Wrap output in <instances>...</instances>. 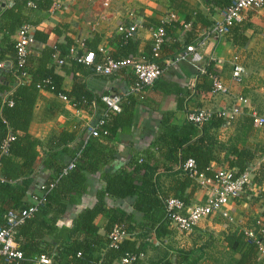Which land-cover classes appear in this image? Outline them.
Listing matches in <instances>:
<instances>
[{"label":"trees","instance_id":"obj_1","mask_svg":"<svg viewBox=\"0 0 264 264\" xmlns=\"http://www.w3.org/2000/svg\"><path fill=\"white\" fill-rule=\"evenodd\" d=\"M53 1L12 0L0 15V62L11 60L14 63L11 69L7 64L0 68V228L5 225L4 215L8 211L19 213L28 209L30 205L25 200L26 196L34 195L33 192L37 190L40 193L35 210L13 228L11 240L21 258L13 261L0 258V264H39V256L49 258L50 264H112L125 253L136 256L143 254L150 236L159 241L171 234L163 201L173 197L187 206L189 198L199 187L182 169L187 160L193 162L197 174L212 177L210 164L219 152L218 148H213L215 140L212 132L229 121L217 113H211L200 125L186 121L176 126L170 123V114L164 113L153 126L154 138L148 145L153 151L146 147L140 157L120 156L111 144H116L118 137L131 134L134 108L145 102L128 94L121 96L119 112L106 111L99 101L100 96L92 95L82 79L77 78H74L71 90L64 92L61 89L62 78L54 73L55 67L49 61L55 56V60H61L63 66L72 45L67 38L53 49L44 47L39 50L29 45L23 64L21 67L15 66V41L11 37L22 26H37V18L50 8ZM229 2L207 0L206 4L213 12L221 11ZM28 3L33 6H27ZM196 20L204 27L211 25L196 13L191 19L186 18L185 24L193 26ZM155 25L163 31V42L157 57L153 56L151 44L147 53L139 55L133 40L119 35L115 52L108 56L102 57L96 49L89 51L93 53V63L130 58L162 67L159 60L164 45L168 43V46L178 47L176 42L171 43L178 23L168 19L166 23ZM29 37L40 43L46 40V35L40 31H35ZM73 65L92 68V65L79 61ZM21 74L25 77H21ZM211 75L212 63H208L205 73L200 75L202 79L209 80L207 92L211 90ZM40 90L61 96L74 108L88 113L93 111L92 104L103 108L92 113L91 124L98 132L97 137L87 139L74 168L63 176H60V171L65 164H61L59 158L73 159L80 145L67 147V144L78 136V130L74 126L52 134L47 140L48 152L42 153L36 169L40 159L37 148L41 142L27 131ZM100 120L102 124H98ZM9 136L11 140H7ZM85 136L86 132L82 130L79 138L83 140ZM229 152L233 158H226L225 169L234 170L237 177L248 170L249 157L242 150ZM161 174L172 178L181 174L183 177L180 180L175 177L165 189H160L157 181ZM92 178L97 184L93 185V202L81 207L77 199L86 194ZM256 178L257 174L254 173L253 180ZM251 183L245 184L243 191L247 192ZM99 216L105 219L103 234L98 233L95 225ZM114 226L129 235V239L121 241L115 248L109 247L107 238ZM204 248L202 245L176 249L150 264H198ZM222 249L228 254L225 264H264L256 245L242 230L225 233ZM133 264L141 263L137 260Z\"/></svg>","mask_w":264,"mask_h":264},{"label":"crops","instance_id":"obj_2","mask_svg":"<svg viewBox=\"0 0 264 264\" xmlns=\"http://www.w3.org/2000/svg\"><path fill=\"white\" fill-rule=\"evenodd\" d=\"M11 1L7 0V4ZM103 1L107 2L106 7L101 5ZM206 1L54 0L50 8L37 18V26H28V34L40 31L46 35L44 43L32 40L31 46L39 50L44 47L53 49L64 38L71 41L72 45L63 66L56 65L55 56L49 61L55 67L54 73L62 78L61 89L64 92L71 90L74 78H77L82 79L85 88L94 96L121 97L126 95L134 80L129 69L101 76L94 74L91 66L77 68L73 63L93 49L102 57L115 52L116 40L121 35L116 32V28L129 22L138 25L136 33L130 39L135 43L136 53L143 55L149 50L150 30L157 27L155 23H166L169 19L178 23L172 33L174 40L171 42H176L178 47L168 46V43L164 45L159 60L163 64L164 60L183 50L185 45L194 43L207 29L198 20L193 26L185 24L186 18L191 19L196 13L210 23L220 20V10L210 12ZM170 15L172 18H169ZM11 39L15 40V35ZM200 53L201 64L212 63L211 76L221 82L223 91L215 94L205 91L208 78L202 79L186 62L167 67L152 86L133 95L138 101L145 103L134 108L131 134L118 137L116 144L113 142L111 146L116 148L120 156L140 157L146 147L153 151L152 147L148 146L154 138L153 126L155 127L156 120L164 113L170 114L172 125L181 126L187 121V113L196 110L209 114L225 111L232 105L234 98L241 97L246 99L247 103L240 107L239 114L212 132L215 140L213 148H218L219 152L210 164V171L225 169L226 158H233L230 150H242L249 157L247 168L252 175L251 187L226 204V209L234 219L233 224L211 216L201 220L188 235L181 236L171 232L168 237L159 241L150 236L145 252L139 257L141 264H150L176 249L198 248L202 245L205 248L202 249L198 264H225L228 254L222 249L224 234L247 229L256 218H260L264 224V125L254 127L249 118L252 112L264 117V8L241 12L240 22L231 27L223 37H207ZM57 54L58 52L56 56ZM233 64L241 66L244 70V75L238 82L231 78ZM3 97L4 100L6 95ZM102 110L103 108L94 106V111ZM92 113L93 111L88 113L83 109L74 108L61 96L40 90L27 131L31 137L41 142V146L37 148L40 159L36 169L42 153L48 152L47 140L52 134L75 126L78 136L68 143L67 147H78L82 141L79 135L91 121ZM59 161L65 165L69 162L64 156L60 157ZM254 173L257 174L255 180ZM175 177L180 180L183 176L176 174L172 178L161 174L157 181L160 189H165ZM89 184L86 194L77 199V204L81 207L93 202L94 187L97 184L93 178ZM33 194L40 195L38 190ZM205 195L206 189L198 187L189 198L187 206L203 204ZM31 196L27 195L25 198L29 205ZM118 203L121 204L120 201ZM104 223L105 219L101 216L95 220L99 234H103ZM112 264L119 262L117 260Z\"/></svg>","mask_w":264,"mask_h":264},{"label":"built area","instance_id":"obj_3","mask_svg":"<svg viewBox=\"0 0 264 264\" xmlns=\"http://www.w3.org/2000/svg\"><path fill=\"white\" fill-rule=\"evenodd\" d=\"M5 7L7 6V0ZM90 2L92 0H84ZM103 7L107 6V2L101 3ZM27 6H33L28 3ZM264 8V0H230L227 7L220 11V20L214 21L205 30V32L195 40L194 43L185 45L184 49L177 52L173 57L163 61L162 67L157 66L153 62H146L143 60H135L130 58L114 61L112 59H106L101 63H93V53L86 52L78 61L84 65H92V71L94 74L101 76L111 75L120 69H129L134 77L133 82L128 88L126 95L139 94L144 88L150 86L166 69L174 64L180 62H186L201 75L205 73V64H201V47L207 37L220 38L225 36L231 27L236 25L241 20V12L246 10H259ZM169 18H172L170 15ZM138 25L135 22H129L126 25H119L116 28V32L121 34L124 38H132L136 33ZM15 66L21 67L24 62V57L27 53L29 45L32 43V39L28 34V26H22L15 32ZM151 47L154 57H157L160 45L163 42V31L157 27L150 30ZM234 60H236L234 58ZM57 66L62 64L61 60H55ZM7 64L11 69L14 63L11 60L1 61L0 68ZM244 75V70L241 66L233 64L231 69V78L238 82ZM21 77H25L21 74ZM20 82L19 78L16 77ZM211 80V94H215L223 91V85L214 76H210ZM99 101L105 106L106 111L119 112L121 97L118 95H102L99 97ZM247 103L246 99L241 97L234 98L232 105L228 110L219 111L217 115L226 121L232 120L240 112V107ZM93 112H94V106ZM93 115V114H92ZM92 115L90 120L92 121ZM210 114L203 110H196L186 114L187 121L192 122L195 125H200L202 122L209 118ZM252 126L262 127L264 125V117L257 115L256 113H250L249 115ZM91 121L83 128L86 132L85 138L81 141L79 149L74 155L73 159L64 165L60 171V176L65 175L72 170L75 166V160L78 158L80 150L85 145L87 139L95 138L98 132ZM103 121H98V124H102ZM12 137H8L7 140H11ZM182 169L186 171L187 176L192 178L200 188L206 189L205 200L201 205L185 206L182 201L177 198L168 197L163 201L165 219L169 223L171 232H175L181 235H187L191 233L194 227L203 219L211 216H215L225 221L228 224H233L234 219L226 209V204L231 199L239 196L243 192V187L248 182H251V171L245 170L237 177L234 170L229 169H216L212 171V177L207 178L203 174H197L194 171L193 162L187 160L182 165ZM51 187V186H50ZM40 195H32L30 197L31 204L26 210H22L19 213L8 211L4 215L5 225L0 228V258L5 261H13L21 258V254L15 250V246L11 240L13 228L21 224L24 219L28 218L30 214L35 210ZM244 235L251 239L257 247L258 255L264 260V224L260 218L254 219L252 225L242 230ZM109 240V247L115 248L118 243L123 240L129 239V235L122 231L120 227L114 226L111 232L107 236ZM139 256L125 253L119 260V264H133L139 260ZM39 264H50V259L44 256H39L37 259Z\"/></svg>","mask_w":264,"mask_h":264},{"label":"water","instance_id":"obj_4","mask_svg":"<svg viewBox=\"0 0 264 264\" xmlns=\"http://www.w3.org/2000/svg\"><path fill=\"white\" fill-rule=\"evenodd\" d=\"M4 9H5V2L3 0H0V15Z\"/></svg>","mask_w":264,"mask_h":264},{"label":"rangeland","instance_id":"obj_5","mask_svg":"<svg viewBox=\"0 0 264 264\" xmlns=\"http://www.w3.org/2000/svg\"><path fill=\"white\" fill-rule=\"evenodd\" d=\"M179 235H181V234H179ZM181 236H184V235H181ZM181 236H180V237H181Z\"/></svg>","mask_w":264,"mask_h":264}]
</instances>
